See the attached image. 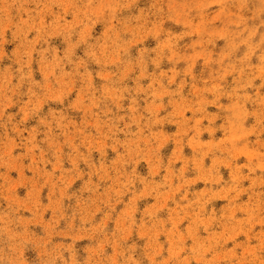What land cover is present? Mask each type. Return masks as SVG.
Instances as JSON below:
<instances>
[{"label":"rangeland","instance_id":"1","mask_svg":"<svg viewBox=\"0 0 264 264\" xmlns=\"http://www.w3.org/2000/svg\"><path fill=\"white\" fill-rule=\"evenodd\" d=\"M0 264H264V0H0Z\"/></svg>","mask_w":264,"mask_h":264}]
</instances>
